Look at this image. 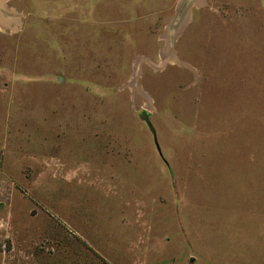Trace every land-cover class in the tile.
Returning a JSON list of instances; mask_svg holds the SVG:
<instances>
[{"label":"rangeland","instance_id":"374dc122","mask_svg":"<svg viewBox=\"0 0 264 264\" xmlns=\"http://www.w3.org/2000/svg\"><path fill=\"white\" fill-rule=\"evenodd\" d=\"M2 5L0 264H264V0Z\"/></svg>","mask_w":264,"mask_h":264},{"label":"crops","instance_id":"0c3cea01","mask_svg":"<svg viewBox=\"0 0 264 264\" xmlns=\"http://www.w3.org/2000/svg\"><path fill=\"white\" fill-rule=\"evenodd\" d=\"M2 3H3V0H0V4H1V6H0V10H2V7H3V5H2ZM4 18H2V16L0 15V23L2 22V21H4L3 20ZM10 250L9 251H11L12 249H13V242H12V237L10 238Z\"/></svg>","mask_w":264,"mask_h":264},{"label":"water","instance_id":"95a60500","mask_svg":"<svg viewBox=\"0 0 264 264\" xmlns=\"http://www.w3.org/2000/svg\"><path fill=\"white\" fill-rule=\"evenodd\" d=\"M186 1H187V0H184V4H185ZM143 116H144V118H145L144 120H145L146 124L148 125L150 131L152 132V134H154L153 128L151 127L150 123L148 122V120L146 119V117H145L144 114H143Z\"/></svg>","mask_w":264,"mask_h":264}]
</instances>
